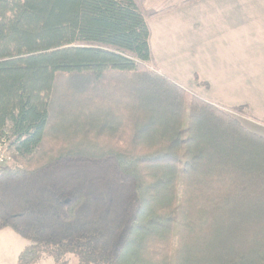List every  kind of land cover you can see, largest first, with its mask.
<instances>
[{
  "label": "trees",
  "instance_id": "obj_1",
  "mask_svg": "<svg viewBox=\"0 0 264 264\" xmlns=\"http://www.w3.org/2000/svg\"><path fill=\"white\" fill-rule=\"evenodd\" d=\"M153 64L143 0H0L18 264H264V136Z\"/></svg>",
  "mask_w": 264,
  "mask_h": 264
},
{
  "label": "crops",
  "instance_id": "obj_2",
  "mask_svg": "<svg viewBox=\"0 0 264 264\" xmlns=\"http://www.w3.org/2000/svg\"><path fill=\"white\" fill-rule=\"evenodd\" d=\"M157 72L264 136V0H143ZM3 231V230H2Z\"/></svg>",
  "mask_w": 264,
  "mask_h": 264
},
{
  "label": "rangeland",
  "instance_id": "obj_3",
  "mask_svg": "<svg viewBox=\"0 0 264 264\" xmlns=\"http://www.w3.org/2000/svg\"><path fill=\"white\" fill-rule=\"evenodd\" d=\"M149 70H151L150 67ZM224 108L227 109L228 114L237 118L242 124H250V126L258 125L257 124L258 122H255L247 117L248 114L245 108L243 107H236V108L224 107ZM234 109L241 110V112L240 113L233 112L232 110ZM186 126L188 128L187 123ZM247 129L249 130V128ZM259 130L261 132H264L263 127H260ZM1 156L4 157L5 160L4 161L5 163L0 164V167L2 168L6 166L18 167L23 165L22 160L17 156L14 150L8 147V144L5 143L0 144V157ZM28 245H29L28 241L22 239L21 237H19L9 229L0 231V264H18V258L20 254ZM35 264H78V260L75 256L69 255L65 257V260H63L62 262L61 261L57 262L53 256L46 255Z\"/></svg>",
  "mask_w": 264,
  "mask_h": 264
},
{
  "label": "built area",
  "instance_id": "obj_4",
  "mask_svg": "<svg viewBox=\"0 0 264 264\" xmlns=\"http://www.w3.org/2000/svg\"><path fill=\"white\" fill-rule=\"evenodd\" d=\"M4 161H5V160H4V157L1 156V157H0V164L5 163Z\"/></svg>",
  "mask_w": 264,
  "mask_h": 264
}]
</instances>
